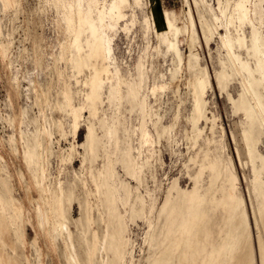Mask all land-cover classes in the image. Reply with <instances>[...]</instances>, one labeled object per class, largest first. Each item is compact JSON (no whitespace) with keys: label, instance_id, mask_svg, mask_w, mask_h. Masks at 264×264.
I'll return each mask as SVG.
<instances>
[{"label":"rangeland","instance_id":"obj_1","mask_svg":"<svg viewBox=\"0 0 264 264\" xmlns=\"http://www.w3.org/2000/svg\"><path fill=\"white\" fill-rule=\"evenodd\" d=\"M148 1L141 0L137 3L135 0H128V4L122 7L120 14L117 13L112 21L109 19L104 21L105 34L112 50L109 59V55L96 50L92 32L80 21V16L82 13L89 15L94 23L100 25V14L102 12L108 14L109 8L115 0H0L1 264H65V260L61 257H63V249L66 248V244L62 236H59L60 239L62 238L61 240L57 237L58 243L57 240H53L51 227L55 220L54 215L47 207L49 203L47 201L49 199L51 201L49 190L53 193L58 179L63 184L65 183L64 188L68 197H70L71 188L75 187L77 199L72 203V206L68 204L72 222H70L69 228L74 246H76L75 254L78 259H82L84 245H82L80 230L83 221L85 223L83 219L85 211L79 206L80 202H83L82 182L89 177L88 172L91 167L89 162L83 160L85 151L82 145L86 142L87 133L91 127H94L98 138L106 145V150L98 149V161L95 164L97 169H103L105 165L116 163L117 157L121 159L127 141L131 143L133 157L138 159L140 128L143 124L146 126V122L154 141L149 147L153 154L151 160L147 162L146 152L140 160V163L142 162L145 166L144 174L148 175H143L144 183L140 187L141 193L152 191L157 200V206L160 208L168 195V190L175 182L178 184L179 190L172 192L173 198H176L180 191L192 193L197 180H200L199 188L204 195L203 207H200V212H209V219L211 218L208 224L213 233L210 250L214 252V258H221L220 260L216 258L214 264H222V261H224L223 264H236L239 261L237 259L241 256L243 264L248 260L244 258H248L246 238L245 247L234 246L238 229L245 230V236L247 233H252V235L250 234L253 237H250L252 239L250 245L251 252L255 251V254L251 253V256L252 259L254 256L257 258L253 259L255 264H260L259 241L261 236L264 238V226L261 225V231L258 230L255 209L262 211L263 203L258 205L252 200L253 195L249 192L254 183L252 167L248 164L247 157H243L245 154L241 156L244 163V167H241L237 154V149L242 147L241 150H244L243 115L236 113V104L241 94L240 82L237 78H231L228 87L222 89L218 81L219 73L223 72L222 62L226 56L225 52L221 50V38L228 34L227 29L222 26L225 22V18L222 19L224 17L222 12L226 11V16L232 15L233 2L236 0H160V7L155 10ZM195 1L196 3L200 2L198 6ZM202 3L207 6L211 18L203 9ZM64 4H67L68 7L71 6L70 9ZM227 4H229L228 7ZM222 7L225 8L222 9ZM64 9H66L65 12ZM161 10L169 13V20L173 25L169 31L165 30L162 34L154 24L153 18V12L159 16ZM147 16L150 23L146 20ZM110 21L113 22L115 30L109 26ZM167 21V17H165L163 23L167 24ZM210 21H213L214 26H207ZM215 27L219 30L215 31ZM247 29L250 31V26L245 27L246 36L250 38L251 31L249 32ZM234 30L233 27H230L231 34L235 33ZM249 38L248 41H250ZM237 52L242 55L240 56L244 61L249 60L246 49ZM62 54L67 57L62 58ZM67 54H70L71 57ZM252 64H254L253 61ZM142 71L144 72L143 76L145 74L144 77ZM228 72L233 74L231 70ZM196 76L201 80L209 79L210 83H208L207 93L204 97L203 119L194 126L192 122L194 90L190 82ZM234 82L235 84H233ZM163 84L172 85L166 91L159 92V88ZM132 88H136L138 91L136 97H132L130 94ZM69 91L75 94L71 93L73 99L68 94ZM153 91H156V94H153ZM64 94H68L69 99L67 95H65V99ZM62 104L65 108L62 107ZM70 105L75 106L74 108L80 106V109L77 108L81 115L80 129L75 136L72 133L73 124L71 126L74 120H71L73 116L70 115L73 106ZM63 109H67L70 114ZM205 110L206 112H204ZM177 118L178 123L176 131L172 135V141H168V136L164 134L158 137V130L170 128L174 119ZM37 130L39 133L36 132ZM43 131L45 132L44 136ZM238 132L241 134L239 135ZM109 138L112 139L111 142ZM24 141L26 143L31 141L32 144L29 142L31 146L37 141L42 144L41 149L38 150L40 153H38L41 154V162H44V171H46H43L44 174L33 167L35 165L28 160L26 152L31 146ZM73 145L77 147H73ZM258 148L261 155L264 156V136ZM136 155L138 156L136 157ZM65 162L67 163L65 164ZM84 163L86 167H84ZM187 163H190L188 167ZM229 167L239 178L237 196H240L239 199L242 201L245 199L243 212L241 213L242 210H240L236 214L237 216L230 214L228 209L232 178V169ZM85 168L87 170L83 171ZM259 170L263 172L261 175L263 178L261 177L262 179L258 183V187L262 189L264 188L263 165H259ZM82 172L87 173L84 175ZM117 172L121 178H128L131 181L124 174L126 172L121 163L117 165ZM40 173L46 177L43 189L47 188L46 190H48L46 194V190L42 189L44 192L41 190V197V192H39L41 186L38 182L42 176ZM202 173H204V180L200 179ZM55 181L57 182L55 183ZM131 182L132 186L137 185L135 181ZM45 197L46 200H44ZM40 199L43 203L39 202ZM5 200H9L11 205L5 207L3 205ZM40 205L42 208H46V216L48 215L47 219L51 225L48 224L47 227L49 233L40 231L42 229L39 220ZM242 215L243 217L248 216L244 226L240 225L243 220ZM248 222L250 223L248 224ZM248 229L249 231H247ZM147 231V224L145 225L141 220L138 226L133 227L132 237L137 244L136 264H147L148 248L144 245ZM74 238L78 242H75ZM64 245L65 247H63ZM229 246L230 248H228ZM7 257L11 261L6 259ZM145 260L146 263H144Z\"/></svg>","mask_w":264,"mask_h":264},{"label":"bare ground","instance_id":"obj_2","mask_svg":"<svg viewBox=\"0 0 264 264\" xmlns=\"http://www.w3.org/2000/svg\"><path fill=\"white\" fill-rule=\"evenodd\" d=\"M135 1L137 3H139L141 0H135ZM196 1H195V3H196ZM148 2H150L149 5H151V7L154 10L157 7H160V0H149ZM198 3H200V2H198ZM198 3H196L197 6L199 5ZM233 3H234L233 13H232V15H228L229 17L226 16V14H227L226 11L222 10L223 11L222 13L224 16L222 19L225 18V20H224L225 22H223L222 26H224L227 29L228 34L226 33L227 36H225L224 38H221V42H222V44H221L222 46L220 45L221 50L225 52L226 56H225V60L222 62V71L223 72L221 74L219 73L218 81L220 83L219 86L222 89H226L228 87V84L230 83L231 78H233V79L237 78L238 81L240 82L241 94H240V99H239L238 103L236 104V113H241L243 115V121H242V126H243L242 127L243 128L242 136H243V138L242 139L244 141V150H241L242 147L239 145L241 148L237 149V154H238V158H239L238 163L240 162V166L244 167V163L242 162L243 159L241 160V158H242L241 156L245 154V156H243V157H245V158L247 157L248 164H250L252 167L251 171H253V174H254V177H253L254 183L252 186V190H250L249 192L251 195L254 196V197L252 196V200L254 202H256L258 205L260 203H263L262 211H257V209H255L256 210L255 218H256V222H257L256 226L258 227V230L261 231V225L264 226V188L260 189L258 187V183H260L261 179L263 178L261 176V175H263L262 174L263 172L260 171L261 169L259 170V165L261 164L264 167V156L261 155L258 147L262 141V137L264 136V32H263V29H264V0H236ZM126 4H128V0H115L114 4L112 6H110V8H109L110 11L108 14H105L106 12L105 13L102 12L100 14V20H99L100 25L94 23L90 19L89 15L82 13L80 16V21L88 28L89 31L92 32V35L94 38V46H95L96 50L102 51L103 54L109 55V59H110V53L112 50L110 49V43H109V40L107 39L106 34H105L106 27H105L104 21L105 20L107 21V19L112 21L113 17L115 15H117V13L120 14L122 7ZM64 5L67 6V4H64ZM228 6H229V4H227V7ZM70 7H68V8L70 9ZM199 7H201V6H199ZM202 7L204 10L207 11V13H208L207 15L210 17L207 6L205 4H203ZM223 8H225V7H222V9ZM231 9H232V7H231ZM65 10L66 9H64V12H65ZM148 11H150V10H148ZM227 12H228V9H227ZM220 13H221V11H220ZM150 16H151V14H150ZM220 16L222 17V15H220ZM165 17H167V20H168L167 24L163 23V19ZM153 18H154V24L156 25L160 34H162L163 31H165V30L169 31L171 29V27L173 26L169 20V13L165 10H163V11L161 10L159 16H157L153 12ZM148 19H149V17L146 18L147 21H148ZM112 23L113 22H111V24L109 26L114 28V30H115L116 28L112 25ZM151 24L153 25V21ZM247 25L250 26V28H251V30H250L251 31V33H250L251 39L248 36H246V33H245V27ZM207 26H211V27L214 26L213 21H210V23H208ZM230 27H233L235 29L234 30L235 33H233L234 35L230 33L231 32ZM148 29H150V28H148ZM216 29H218V28L215 27V31H216ZM231 30H232V28H231ZM146 33H147V31H146ZM67 34H68V32H67ZM68 37H69V35H68ZM247 37L249 38L250 41H248ZM76 39H78V38H76ZM75 43H76V41H75ZM70 44H71V42H70ZM147 46H150V45L147 44ZM243 49H244V51H245V49L247 51V55L249 57V60H247V61H244L242 59V57H241L242 55L240 53L237 54L238 53L237 51H242ZM66 50H67V48H66ZM69 51H71V50H69ZM63 56H62V58L67 57L65 55H63ZM68 56H70V54ZM100 56H102V55H100ZM95 57H96V55H95ZM243 57H245V56H243ZM177 59H178V56H177ZM65 60H67V59H65ZM107 60H108V58H107ZM252 61L254 62V64H252ZM102 62H104V61H102ZM178 62H180V61H178ZM70 63H71V61H70ZM144 63L146 64V61H144ZM144 63H142V64H144ZM84 67H85V65H84ZM142 69L145 70V68H142ZM207 69H208V67L206 68V70ZM105 70H103V71H105ZM228 70H231L233 72V74L232 75L229 74ZM209 71H207V72H209ZM143 73L144 72L142 71V76H143ZM207 74H209V73H207ZM210 75H212V74L210 73ZM144 76H145V74H144ZM97 77H98V75H97ZM141 81H142V79H141ZM211 81H212V79H211ZM235 82L233 84H235ZM208 83H210L209 79L208 80H201V79L197 78V76L194 79H192L190 82V85L194 90V94H193L194 111H193V119H192L194 126H196L203 119V116H204L203 104H204V97L206 96V93H207ZM170 85H172V84H163L159 88V90H160L159 92L166 91V89H168V87ZM71 93L74 94L73 92H70L68 94L71 95ZM137 93H138V91L136 90V88H134V89L132 88L130 91V94L132 97H136ZM152 93L156 94V91H153ZM68 94H64V96L67 95V97L69 99ZM70 97H71V99H73L72 95ZM65 99H66V96H65ZM142 100H143V98H142ZM71 102L72 101L70 100V103ZM68 103H67V105L69 106L70 103L69 104ZM145 106L146 107L148 106L147 103ZM62 107H63V104H62ZM74 107L75 106H73V108L70 110L71 114L69 113V111L67 109H63V110H67L68 112L67 111L66 112L73 116V118L71 120H74V121H73V123H71V126L73 124L72 133L75 136L80 129L81 115H80L79 111H77L80 109V106L76 107V108H74ZM63 108H65V107H63ZM67 108H70V107H67ZM77 108H79V109H77ZM138 108H139V106H138ZM205 109H206V107H205ZM145 111H147V110H145ZM204 112H206V110ZM141 113H142V111H141ZM141 120H142V124H143V118ZM174 120L175 121L170 128L162 129L160 127L161 131L158 130V132H157L158 137H161L164 134V135L168 136V141H170V140L172 141V135L176 131L178 118L174 119ZM62 127H63V125H62ZM238 129H239V127H238ZM42 130H44V129H42ZM136 130H138V129H136ZM44 131L42 132L43 136L45 133ZM223 131L225 132V130H223ZM238 131H240V130H238ZM36 132H38V130ZM224 132H223V134H224ZM46 133H47V131H46ZM140 133H141L140 149H137L139 154L136 153L139 155L138 159H135L133 157V149H132L131 143L127 141L126 147L122 152L121 159H118V157H117L116 163H111V164L105 165L103 167V169H97L95 167V164L98 161V154H97L98 149L103 148L106 150V145L101 139L98 138L96 129L94 127H91L89 129V133H87L88 136H87L86 142L84 145H82L84 148V151H85V156L83 157L84 158L83 160L85 162H89L91 167H90V171L88 172L89 177L88 178L85 177L86 179L83 182L80 180L83 184V186H82L83 190L81 189L83 192V199L81 198L83 200V202H80L81 200L80 201L77 200L80 202V206H79L80 209L85 211V214H84L85 218L81 215L83 217V219L85 220V223L83 221V225L81 226V230H80L81 231L80 235L82 238L81 240L83 242L82 245H84L83 246L84 247L83 248L84 249V257L82 255V257H83V258L81 257L82 259H80V258L78 259L77 255L75 254V247L76 246H74L73 236H72V234L70 232V228H69V224L71 222V219H70L71 214L69 215V210H70L69 205L72 206V203L77 199V197H75V191H74L75 187L71 188L72 190L70 193V197H68V194H66L65 188H64L65 183L63 184L62 181L60 179H58V177H57L58 182L55 181V183L57 182V184L55 185L56 187H55L53 193H51V191L49 190V192L51 194V201L49 199L47 201V203L49 202L48 206H47V204H46V206L49 208L51 213L54 215L55 221L50 216L51 219L54 221V223L52 222L54 225H53V227H51L53 229L52 230L53 238H54L53 240L54 241L57 240L56 242L58 243V239H60L59 236H62V238H64L63 240L65 241L64 243L66 244V248H64V249L61 248L64 250L63 251V257H61V258H63L65 260V264H105V263H107V264H136L135 255H136L137 244H136V241L133 239L132 235H133V227L138 226V223L140 220L143 221L145 223V225L147 224V227H148V231L145 233V237H144V245L147 246V248H148V250H147V264H214V261L216 258H218V260L221 259L219 257L214 258V252H212L210 250L211 245H212L213 233L210 230V228L208 227V224H209V220L211 218L209 219V217H210L208 215L209 212L208 213L203 212V211L200 212V207L203 205V201H204V195H202L201 189L199 188L200 180H197L196 187L192 193L180 191L177 193V197L173 198L172 192L179 190L177 188L178 184L175 182L172 185V187H170V189L168 188L169 189L168 195H167L163 205L160 208L157 206V200L154 197V193L152 191H147L145 194L141 193L140 187L143 186V183H144L143 175H145L144 174L145 166L143 165L142 162H141L142 164L140 163V160H142L141 157L144 155L145 152L147 154V157H146L147 162H149L151 160L153 154H152V151L149 147L152 146V142L154 141V139L151 136V134L147 128V122H146V126H145V124H143L141 126ZM238 133H239V135L241 134L240 132H238ZM135 134H136V132H135ZM34 135H36V134H34ZM22 138L24 139V137H22ZM31 138H33L32 135H31ZM110 138H109V141L111 142L112 139H110ZM26 141H24V142L26 143ZM31 141H29V142H31ZM42 141H44V140L42 139ZM117 141H119V140H117ZM208 141L209 140L207 139V142ZM29 142H27V143L30 145ZM135 142H136V140H135ZM31 144H32V142H31ZM74 146L75 145H73V147ZM41 147H42V144L39 141L34 142L33 146H31L27 149L28 151L26 152L27 153L26 156L28 157V160L31 161V163H33L35 165L33 167H36L39 172L42 171V173H43V171H44L43 163L44 162L43 163L41 162V158H40L41 154H39L40 152L38 151L41 149ZM75 147H77V146H75ZM138 147H139V145H138ZM227 148H228V146H227ZM70 149H72V148H70ZM73 150H74V148H73ZM77 150H78V148H77ZM70 151H72V150H70ZM44 153H45L44 155H46V152H44ZM68 153H69V151H68ZM77 153H79V152H77ZM52 154H53V152H52ZM138 155H136V157ZM69 158H71V155H69ZM108 158H109V155H108ZM238 158H236V159L238 160ZM28 160H27V162H29ZM60 161L62 162L61 159H60ZM66 163L67 162H65V164ZM118 163H121L124 166V171L126 172L124 174L127 175L126 177H129V179L131 181H135L137 183V185H136L137 187L132 186V182L129 181L128 178H121V176L118 175V172H117ZM187 164L188 165H186V166L188 167L190 163H187ZM82 166H81V168H83ZM28 167H29V165H28ZM84 167H86V164ZM237 167H239V166L237 165ZM45 168H46V165H45ZM229 168H231V167H229ZM248 168H249V166H248ZM37 170H35V171H37ZM86 170H87V168H85V170H83V171H86ZM189 171H191V170L189 169ZM44 172H46V171H44ZM84 173H87V172H84ZM80 174H81V171H80ZM36 176L38 177V175H36ZM145 176H148V175H145ZM80 177H81V175H80ZM203 177H204V173L201 174L200 179L204 180ZM231 177H232L230 180L231 189H230V197L228 200V209L230 211V214L236 215L237 213L240 212V210L243 209V207H244L243 201L245 199L242 201L241 199H239L240 196L239 197L237 196V190L239 187V186L237 187V185H238L237 182H238L239 178H238V175H236V173L233 172V169L231 172ZM44 178L46 179V177H44L42 175L41 179L39 178L40 180L38 181L41 188H40V186L35 185V186H38L40 188L39 192H41V190L44 188V186L46 184V183L43 184V182H45ZM82 178H84V177H82ZM47 179H48V177H47ZM247 179H248V176L246 178V181H247ZM146 180H147V177H146ZM71 184H74V183H71ZM248 184L250 185V183H248ZM48 187H49V185H48ZM46 189H43V190H46ZM144 189L146 190V188H144ZM81 190H78V191H81ZM47 191L48 190H46L45 193ZM41 194H42V192L40 193V197H41ZM216 194H218V193H216ZM42 198H43V196H42ZM41 199L39 202L43 203ZM44 200H46V197L44 198ZM14 203H16V202H14ZM3 205L5 207H8L11 205V202L9 200H5V201H3ZM208 205H207V207H208ZM209 207H210V205H209ZM15 208H16V206H15ZM16 209H18V208H16ZM45 209L42 208V205L39 206V220H40V226L42 228V229H40V231L43 230V231L49 233L48 232L49 229L47 227H48V224L50 225V223L48 222V219H47L48 215L46 216L47 213L45 212L46 211ZM71 209H72V207H71ZM242 212H243V210L241 211V213ZM213 214H215V213H213ZM210 215H211V213H210ZM242 217H243V215H242ZM247 217L246 216L243 217V220H241V222H240L241 226H244V224L247 223V219H246ZM239 218H241V217H239ZM236 219H237V217H236ZM52 220H50V221H52ZM249 223L250 222H248V224ZM234 227H235V225H234ZM51 228H50V230H51ZM247 231H249V229ZM250 231H251V228H250ZM244 232H245V230H242V231L240 229L237 230V234H236L235 241H234V246H236L238 248L242 247V246L245 247V245H246L245 238H246V241L248 242V244L246 246L248 258H246V257H244V258L248 259V260H246L245 261L246 263L244 262V264H255L254 260L257 258H254L255 257L254 256L253 257L254 260H253L252 256H251L253 253L255 254V251H253V253L251 252L250 242L252 239H250V237H251L250 234L252 235V233L251 232H250V234L247 233V236H245L246 232L245 233ZM45 235H46V233H45ZM220 236H221V234H220ZM234 236H235V234H234ZM57 237H58V239H57ZM230 238H231V235H230ZM230 238H228V239H230ZM251 238H253V237H251ZM49 240H50V238H49ZM53 240H52V242H53ZM76 241L78 242V240L75 239V242ZM230 242H231V240H230ZM216 243H218V242H216ZM232 243H230V244H232ZM218 245H219V243H218ZM259 246H260V264H264V238L262 236H261L260 241H259ZM63 247H65V245ZM216 247H218V246H216ZM228 248H230V246ZM241 249H243V248H241ZM241 252H242V250H241ZM219 255H221V254H219ZM78 256L80 257V254ZM226 256H227V254H226ZM241 258H242V256L239 259H237V260H239V261H237V263L236 262H234V263L243 264V260ZM6 259H10V258L7 257ZM141 259H143V258H141ZM10 261H11V259H10ZM222 262L224 263V261H222ZM144 263H146V260ZM215 263H216V261H215Z\"/></svg>","mask_w":264,"mask_h":264}]
</instances>
